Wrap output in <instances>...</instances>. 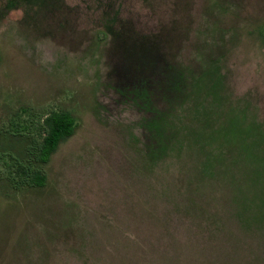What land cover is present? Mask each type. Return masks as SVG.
Instances as JSON below:
<instances>
[{
	"label": "rangeland",
	"instance_id": "rangeland-1",
	"mask_svg": "<svg viewBox=\"0 0 264 264\" xmlns=\"http://www.w3.org/2000/svg\"><path fill=\"white\" fill-rule=\"evenodd\" d=\"M7 1L0 125L77 128L0 182V264H264V0Z\"/></svg>",
	"mask_w": 264,
	"mask_h": 264
},
{
	"label": "trees",
	"instance_id": "trees-1",
	"mask_svg": "<svg viewBox=\"0 0 264 264\" xmlns=\"http://www.w3.org/2000/svg\"><path fill=\"white\" fill-rule=\"evenodd\" d=\"M56 1L8 0L6 7H15L18 2L23 7L47 8ZM131 53L139 54L133 49ZM76 128V118L68 110L37 112L21 107L13 111L0 125V182L16 192L45 187L46 166Z\"/></svg>",
	"mask_w": 264,
	"mask_h": 264
}]
</instances>
